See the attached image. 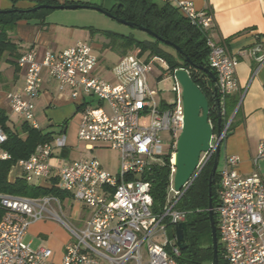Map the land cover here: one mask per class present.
<instances>
[{
    "label": "built area",
    "instance_id": "obj_1",
    "mask_svg": "<svg viewBox=\"0 0 264 264\" xmlns=\"http://www.w3.org/2000/svg\"><path fill=\"white\" fill-rule=\"evenodd\" d=\"M171 3L205 38L207 61L215 74L221 108V133L214 144L210 141L207 153L201 155L192 179L182 192H175L166 200L160 213L152 212L151 183L142 177L150 167L166 159L170 176H174L183 105L182 98L177 97L179 84L175 80L174 105L149 88L147 81L153 70L150 58H140L139 51L130 52L111 69L113 81H106L94 74L98 60L89 45L78 43L59 53L45 51L40 55L30 50L17 60L18 68L24 72V85L5 95L10 112L38 129L34 102L43 75L47 74L60 88H71L73 100L83 101V96H87L97 101L95 106L83 101L77 141L90 152L95 145L117 151L119 164L113 174L95 157L75 161L53 158L55 149L66 148L65 134L36 146L27 159L17 161L20 178L28 185L65 197L0 194V264H178L181 250L168 231L171 228L173 232L185 222L186 214L176 205L214 157L216 145L226 138L233 116L223 127L222 122L227 119L224 101L237 90V85L236 59L209 36L211 14L195 10L188 0ZM263 61L264 56L258 58V63ZM238 107L239 104L234 113ZM143 119L146 124H141ZM5 140L6 133L0 129V148ZM256 157L249 176L238 172L236 156L225 157L221 168L217 167V202L213 210L221 257L226 264H264V177L258 171V162L264 161V139L258 143ZM0 160H10L9 154L0 151ZM72 201L79 202L89 213L82 229L72 227L63 217L62 205ZM45 220L59 223L73 237L72 242L63 245L58 261L47 246L32 248L31 241L25 242L28 228Z\"/></svg>",
    "mask_w": 264,
    "mask_h": 264
},
{
    "label": "crops",
    "instance_id": "obj_2",
    "mask_svg": "<svg viewBox=\"0 0 264 264\" xmlns=\"http://www.w3.org/2000/svg\"><path fill=\"white\" fill-rule=\"evenodd\" d=\"M41 1L43 0H0V11H9L13 8L19 11H29L36 7ZM54 1L58 3L57 5H91L109 12L117 0ZM159 1L170 2L171 0ZM188 1L191 2L195 10L211 14L212 27L209 30V36L214 42L224 46L227 52L236 59L235 79L237 90L230 96L237 98L236 106L239 104V107L235 113V109L232 112L234 126L229 135H227L221 143L220 154L221 149H223L224 155L222 164L224 158L227 156L238 157V172L242 176H249L254 169L253 160L257 158L258 143L264 139V61L258 63V58L264 56V0ZM82 10L83 12H75ZM104 16L105 15L100 12L94 10L90 11L89 9H50L42 18L29 21L20 20L16 23L14 29L8 34L10 42L13 45L12 47L14 48L5 52L0 58V129L3 131L8 129L12 132L21 133V126L26 123L20 116L10 112L7 101H5L6 94L13 93L21 89L24 85V72L17 66L18 58L30 50H35L39 55L45 51L59 53L78 43L91 46L93 54H97V52L101 50L112 51L106 47L108 40L103 33L109 31L96 29L93 27L94 25H92L93 20L99 19L102 21L103 18L101 17ZM95 39L100 40V43L93 44ZM125 55L118 54L120 60ZM96 58L98 63L94 70V74L99 76L102 70L104 72L107 71L111 79L105 80L113 81L111 69H113L116 64L112 67L107 64L101 65L98 57ZM40 86L41 90L39 96L34 102V118L38 125L37 130H41L44 133H52V140L58 136L51 130L45 131L46 128H51L53 126L45 113L64 105L67 107L70 105L74 106L73 117L77 116V118H75V129L73 137H71L72 140L70 142L68 141V124L66 123L67 121H65L64 124L59 126V135L65 134L67 146L64 149H55L53 151V158L59 157L69 160L67 157L68 150L76 148L82 143L77 141L76 132L85 102H90L91 106H95L97 101H91L87 96H83V101L85 102L73 100L71 98L72 89L69 87L60 88L59 84L47 74L43 75L42 84ZM21 136L23 137V134H21ZM52 140L49 142H52ZM84 147L85 151H87L85 144ZM102 148L104 147L95 145L93 151H87L88 156H91L96 150ZM0 151H2L1 148ZM258 167V171L264 177V173L260 171V161L258 162ZM20 174V168L13 165L9 170L6 181L12 184L16 179L20 178ZM63 196L65 197V195ZM64 197L62 199H64ZM30 227V231L36 233L41 231L39 229L43 228V224L38 222L32 224ZM52 246H48V248L53 251L54 260L58 261L61 256L63 244Z\"/></svg>",
    "mask_w": 264,
    "mask_h": 264
},
{
    "label": "trees",
    "instance_id": "obj_3",
    "mask_svg": "<svg viewBox=\"0 0 264 264\" xmlns=\"http://www.w3.org/2000/svg\"><path fill=\"white\" fill-rule=\"evenodd\" d=\"M57 5L54 0H43L38 5ZM49 10L42 9L35 12L10 9L0 11V58L5 52L14 47L8 37L16 23L20 20H32L42 18ZM113 18L130 22L134 28L142 27L154 33L160 40L169 41L180 49V53L174 48L165 45L159 39L151 36L149 40L138 41L131 36L119 35L111 32H103L108 40L107 48L115 53L125 55L129 52L139 51V56L161 58L166 62L167 69L171 72L175 69H187L193 83L201 90L209 104V121L214 130L217 126L216 99L213 92V83L201 71L194 69L187 62L194 65L209 68L207 57L208 48L204 36L200 31L192 26L183 17L171 1L159 0H117L113 8L109 11ZM162 47H168L173 51L169 53ZM213 73V72H212ZM214 74V73H213ZM215 76V74H214ZM237 105V98L228 96L224 101V108L227 114V106L232 111ZM7 140L1 146L2 152L9 154L10 160H0V194L17 195L28 198L43 196L44 194H55L61 199L62 194L55 191H48L43 188H36L28 185L22 178H18L14 183H9L7 176L10 168L17 161L27 159L32 154L36 146L52 140V133H44L41 130L31 128L27 123L21 126V133H16L5 129ZM23 134V137L21 136ZM168 159L162 164L155 165L146 171L142 177L151 183L152 212L160 213L167 203V190L171 182ZM213 158H211L201 169L191 186L178 200L176 208L185 212L186 249L181 251L178 264H212L213 245L211 226L208 215V181L212 169ZM218 176L215 175V184L212 187L213 207L216 206V189ZM3 212L0 210V219ZM216 222V215L214 214ZM169 228V227H168ZM169 235L172 229L169 228ZM218 236V235H217ZM220 244L218 243V264H226L221 257Z\"/></svg>",
    "mask_w": 264,
    "mask_h": 264
},
{
    "label": "rangeland",
    "instance_id": "obj_4",
    "mask_svg": "<svg viewBox=\"0 0 264 264\" xmlns=\"http://www.w3.org/2000/svg\"><path fill=\"white\" fill-rule=\"evenodd\" d=\"M56 12H62V11H56ZM75 12H83L82 11H75ZM85 12V11H84ZM103 18L102 21L98 20H93L92 25L96 29H102L105 31H109L111 33L119 34V35H124V36H131L135 38L138 41H145L149 40L150 37L147 33L140 31L135 28L128 27L126 25L120 24L119 22L112 20L108 17H101ZM95 42L93 44H98L100 43V40L95 39ZM165 51L169 53H173L171 49L168 47H162ZM96 57H98L100 64L102 65H108V66H114L117 64L120 60V56H118L117 53L110 51V50H101L98 51L97 54L94 53ZM140 58H145V56H141ZM150 60H152L153 63V70L151 75L149 76L148 79V85L150 89L155 90L158 92L159 97L164 99L168 104L174 105L176 102V95L173 94L172 89L176 85V82L168 75L167 72V65L164 60L158 57H151ZM100 77H103L106 80H110L111 78L109 77V73L104 72L103 70L99 73ZM178 86V95L177 97L181 99V88L179 85ZM235 109V108H234ZM232 109L230 106H227V119L225 121L223 120L222 126L224 127V124L226 120H230L232 117ZM74 113V106H61V107H56L53 110H50L45 113L46 117L48 118L49 121L52 122V127L51 128H46V130H51L56 136H59V131H60V125L64 124L65 121L68 124V132H67V138L68 141L70 142L72 140L71 137H73V132H74V127H75V118L77 116L73 117ZM20 118V117H19ZM18 118V119H19ZM147 121L143 119L141 121V124H146ZM234 126V121L233 125L230 128L229 132H227V135H229L230 131L232 130ZM216 142V134L212 136L211 139V144H214ZM68 158L69 160H77V159H87L90 157H95L102 167L110 172V173H116L118 169V164H119V153L117 151L109 150L107 148H102L98 149L92 154L91 156H88V152L85 151V147L83 143H80L78 147L72 148L68 150ZM224 152L223 149H221V154L219 158V164L218 168H221L222 166V158H223ZM157 163L160 164L162 163V160H157ZM260 166H261V172L264 173V161H260ZM194 181V180H193ZM172 185H170L167 190V200L171 199L175 191L173 189V176L171 178ZM63 209H62V214L63 217L68 221L72 227L76 229H82L85 226V221L88 218V211L87 209L83 208V206L79 202H69L67 204H63ZM43 224V228H40L39 232H32L31 227L28 228L27 234L25 236V242H30L32 243V248H37V247H48L52 245H60V244H66L70 243L73 241V237L67 230L60 225L59 223L55 221H42L40 222ZM53 247V246H52Z\"/></svg>",
    "mask_w": 264,
    "mask_h": 264
},
{
    "label": "water",
    "instance_id": "obj_5",
    "mask_svg": "<svg viewBox=\"0 0 264 264\" xmlns=\"http://www.w3.org/2000/svg\"><path fill=\"white\" fill-rule=\"evenodd\" d=\"M41 9L48 10H80V9H89L102 13L108 18H112L120 24L126 25L128 27L134 28V25L130 22H126L121 19L113 18L112 15L99 8L93 6H84L78 4H69V5H37L32 8L31 12H35ZM22 12V11H20ZM140 31L147 33L149 36L159 39L154 33L148 29L137 27ZM162 41L165 45L174 48L177 54L180 53V49L170 43L169 41ZM190 66L194 69L203 72L213 83V92L216 96V79L211 70L206 67L194 65L187 60ZM169 76L175 80L181 88V98L183 105V127L181 133H179L176 152H175V173L173 176V189L175 192H182L183 187L188 183L193 174H195L199 160L202 154L207 153L210 147L211 137L213 136L214 129L212 124L209 121V104L208 100L201 93V90L193 83L189 72L187 69H175L169 71ZM216 105L218 107L217 112V126H216V136L218 137L221 133V115H220V101L216 99ZM216 152L213 157L212 169L210 172V177L208 181V209L207 213L209 215L211 234H212V245H213V261L212 264H218V236L216 222L214 219V210H213V199H212V187L215 184V175L217 167L219 164L220 158V144L216 145ZM185 233H186V223L178 224L173 232L172 236L175 237L178 248L183 251L186 249L187 245L185 244Z\"/></svg>",
    "mask_w": 264,
    "mask_h": 264
},
{
    "label": "flooded vegetation",
    "instance_id": "obj_6",
    "mask_svg": "<svg viewBox=\"0 0 264 264\" xmlns=\"http://www.w3.org/2000/svg\"><path fill=\"white\" fill-rule=\"evenodd\" d=\"M215 106H216V112H218V110H217V109H218V107H217V105H215Z\"/></svg>",
    "mask_w": 264,
    "mask_h": 264
}]
</instances>
